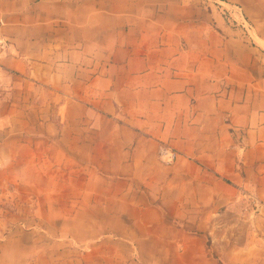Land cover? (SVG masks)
Returning a JSON list of instances; mask_svg holds the SVG:
<instances>
[{
    "label": "crops",
    "instance_id": "1",
    "mask_svg": "<svg viewBox=\"0 0 264 264\" xmlns=\"http://www.w3.org/2000/svg\"><path fill=\"white\" fill-rule=\"evenodd\" d=\"M0 85V264H264V0H0Z\"/></svg>",
    "mask_w": 264,
    "mask_h": 264
},
{
    "label": "rangeland",
    "instance_id": "2",
    "mask_svg": "<svg viewBox=\"0 0 264 264\" xmlns=\"http://www.w3.org/2000/svg\"><path fill=\"white\" fill-rule=\"evenodd\" d=\"M4 91L6 90L0 85V98ZM15 195L11 187L0 188V237H4L17 224L16 215L21 204ZM252 207L254 206L238 207L218 218L216 236L222 245L229 246L230 241L240 244L244 239L256 237L257 231L264 232V216H256Z\"/></svg>",
    "mask_w": 264,
    "mask_h": 264
},
{
    "label": "built area",
    "instance_id": "3",
    "mask_svg": "<svg viewBox=\"0 0 264 264\" xmlns=\"http://www.w3.org/2000/svg\"><path fill=\"white\" fill-rule=\"evenodd\" d=\"M224 15L228 16L233 22L239 24L245 30H247V22L240 6L226 5L224 3L218 4ZM231 6V7H229ZM250 27V26H249ZM159 160L166 165H172L178 158V153L166 144H162L159 147Z\"/></svg>",
    "mask_w": 264,
    "mask_h": 264
}]
</instances>
